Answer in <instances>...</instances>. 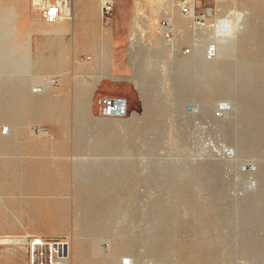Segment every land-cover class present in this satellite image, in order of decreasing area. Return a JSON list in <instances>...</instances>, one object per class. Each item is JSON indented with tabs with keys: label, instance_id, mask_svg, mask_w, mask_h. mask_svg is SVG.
Listing matches in <instances>:
<instances>
[{
	"label": "rangeland",
	"instance_id": "rangeland-1",
	"mask_svg": "<svg viewBox=\"0 0 264 264\" xmlns=\"http://www.w3.org/2000/svg\"><path fill=\"white\" fill-rule=\"evenodd\" d=\"M161 1L173 49L156 0H113L107 25L98 0L76 10L56 70L30 72L28 39L19 70L22 47L0 41V225L25 227L0 239L66 236L67 264H264V0H197L213 10L205 33ZM47 40L33 33L31 60ZM103 95L126 113L101 115ZM17 243H0V264H26Z\"/></svg>",
	"mask_w": 264,
	"mask_h": 264
},
{
	"label": "crops",
	"instance_id": "crops-1",
	"mask_svg": "<svg viewBox=\"0 0 264 264\" xmlns=\"http://www.w3.org/2000/svg\"><path fill=\"white\" fill-rule=\"evenodd\" d=\"M93 2L94 0H72L71 21L62 20L60 22H54L51 24H44L43 21L36 16L37 11L35 7H33L31 3L28 4L27 0H0V13H1L0 20H3V23H2L3 25L2 27H0V41L5 40V39H8L14 42L17 41L16 44L19 43V45L22 47L23 54L22 56H19L20 59L18 60V62H17V59H14L13 57L14 63H16L17 66H20L19 70L24 65L27 59L26 54H25V49L27 46V39L29 40L28 42L29 55L28 56L30 59V72L32 70V65H35L38 70L59 69L60 66L64 63L63 56L65 54V50L61 49L59 52V56L57 58L58 60L57 59L55 60L54 48L55 46H57V44L63 43L60 39V36L65 34L66 32H69L70 30L75 32L73 29V24H74L73 20L75 18V13H76L75 11L76 10L79 11V9H81L85 18H88L90 16L89 7ZM98 4H99V1H98ZM97 13L99 14V8H98ZM172 16L175 17L176 19H180V16L178 15L173 14ZM81 24H84V26H81ZM76 25H77L76 28L78 29L77 32L83 33V34L87 32L88 30L87 24L80 23L79 25L78 24ZM183 26H184V23L181 24L180 28H182ZM33 33H39L43 37L50 39V40H47L41 47H39L41 50L48 48L50 50V54L49 55L40 54L37 56V53H36L37 60H40L39 62H37L36 60L34 61L31 60V55L33 54V46H32ZM20 36H22V38H20ZM70 46H71V51L73 52V47H74L73 40L71 41ZM8 47L9 49L14 50L13 48L14 46H8ZM0 48H1V45H0ZM4 54L6 55L5 51H4ZM15 55H16V52H15ZM73 57H74V54H73ZM5 63H6L5 60H1V57H0V64H5ZM19 73L23 75L21 72ZM43 75L45 74L30 73L29 77H24V78L25 80L29 78L30 79L39 78V77L42 78ZM48 75H51V74L49 73ZM22 94L27 95V96L35 95L31 89L23 90ZM17 95H19L18 91H17ZM19 109L21 112H27L29 110L27 105L19 106ZM83 110L81 108L75 109V111H83ZM17 111H18V108H17ZM60 111H63L61 105H60V108L58 109V112ZM17 123H18V119H17ZM46 176L48 177L53 176V172H48ZM0 198H2L1 194H0ZM19 229L25 230V227L20 221H17V219L16 221H11V222L6 221L4 224L0 225V233L13 234L11 232L15 230H19ZM24 233H31V232L25 231ZM31 234L40 235L38 232L31 233ZM71 236L74 238L76 234L73 233V235ZM17 249H20V248H17ZM17 249H13L10 252H6V257L9 260L10 259L13 260L14 258H17V256L19 255ZM21 251L23 252L25 250L22 249Z\"/></svg>",
	"mask_w": 264,
	"mask_h": 264
},
{
	"label": "built area",
	"instance_id": "built-area-1",
	"mask_svg": "<svg viewBox=\"0 0 264 264\" xmlns=\"http://www.w3.org/2000/svg\"><path fill=\"white\" fill-rule=\"evenodd\" d=\"M31 5L45 23L51 24L64 17L63 6L67 0H29ZM70 1V0H68ZM159 1L160 16L157 19L159 34L163 38L170 39L173 36V25L170 11L161 7ZM113 0H102L100 5V20L102 25L109 22V14ZM179 13L188 18L190 30L194 33L211 32L213 25L208 22L212 16V8H198L197 0H176ZM196 35V34H195ZM195 46V45H194ZM197 46V45H196ZM189 48H185L187 51ZM126 99L120 96H100L97 99V110L101 115L122 116L126 113ZM17 245H23L27 255L26 264H67L70 256L69 239L64 237H46L42 235H26L20 239Z\"/></svg>",
	"mask_w": 264,
	"mask_h": 264
},
{
	"label": "bare ground",
	"instance_id": "bare-ground-1",
	"mask_svg": "<svg viewBox=\"0 0 264 264\" xmlns=\"http://www.w3.org/2000/svg\"><path fill=\"white\" fill-rule=\"evenodd\" d=\"M99 1V13H100V16H101V12H100V5H101V2H102V0H98ZM71 4H72V1H66V3H65V5L63 6V13H64V17H61V18H59L56 22H60V21H62V20H71V18H72V15H71ZM233 9V8H232ZM235 9V8H234ZM241 11V10H240ZM245 12V11H244ZM232 16H233V18H234V24L233 25H235V27H234V30L233 31H235L236 32V30H237V28H238V22H240V19H241V16H240V13L239 12H236V11H232L231 13H230ZM230 14L228 13L227 15H229V17H231L230 16ZM181 15V14H180ZM242 15V14H241ZM245 15V14H244ZM182 17H184V18H186L187 20H188V18L187 17H185V16H183V15H181ZM171 17V16H170ZM228 17V18H229ZM243 17V16H242ZM227 18V17H226ZM225 18V19H226ZM227 18V19H228ZM233 18H232V20H233ZM243 19H247V18H243ZM189 21V20H188ZM233 22V21H232ZM245 22V24L247 23L246 21H244ZM227 23V22H226ZM241 23H242V21H241ZM241 25H243V24H241ZM247 25V24H246ZM188 26H190V23H188ZM245 26V25H244ZM244 28H242V30H243ZM232 31V32H233ZM245 31V30H244ZM230 32V31H229ZM242 32V31H241ZM173 33H174V29H173ZM228 33V32H227ZM238 33V32H237ZM243 33V32H242ZM201 34V33H200ZM234 34V33H233ZM204 35V34H203ZM231 35V34H230ZM160 36L162 37V34L160 33ZM198 37V36H197ZM163 38V37H162ZM134 39V36H132L131 37V39L130 40H133ZM167 43H168V45H169V47L171 48V49H173L174 48V35L170 38V39H166V38H163ZM196 39V38H195ZM197 43V42H196ZM257 48H259V47H257ZM170 49V50H171ZM189 52V49L187 50V51H185V49H182L181 50V53L182 54H184V55H186L187 53ZM260 55V54H259ZM183 63H184V61H183ZM262 62H260V64H261ZM180 64H182V63H180ZM259 65V64H258ZM180 66V65H179ZM260 66V65H259ZM222 68V67H221ZM262 68V67H261ZM264 68V67H263ZM262 72V71H261ZM262 77V76H261ZM55 81H57L55 78H49V81L48 82H50V83H54ZM21 90V89H20ZM80 95V94H79ZM78 95V96H79ZM84 96V95H83ZM19 97V96H18ZM76 97V96H75ZM20 98V97H19ZM81 98V97H80ZM85 98V97H84ZM78 101V100H77ZM6 102V101H5ZM77 102H75V104H76ZM27 107H28V104H27ZM19 110V109H18ZM25 111H26V109H25ZM9 112V111H8ZM10 113L12 114V112L10 111ZM15 117H16V114H15ZM7 119H8V117H6ZM10 120V119H9ZM2 131V130H1ZM41 133H44V132H46L47 133V131H44V132H42V131H40ZM1 140V139H0ZM1 142V141H0ZM6 142V141H5ZM4 147V146H3ZM7 148V147H6ZM80 229V228H79ZM19 241V239H15V238H9V237H4V238H1L0 239V243H7V244H9V243H17ZM78 241V240H77ZM76 242V241H75ZM76 244V243H75ZM77 245V244H76ZM77 250V249H76Z\"/></svg>",
	"mask_w": 264,
	"mask_h": 264
}]
</instances>
